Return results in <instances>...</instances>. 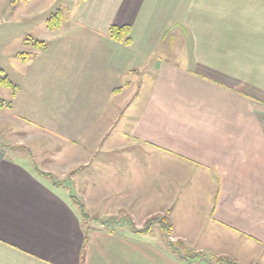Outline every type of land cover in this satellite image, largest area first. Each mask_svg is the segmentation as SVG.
I'll list each match as a JSON object with an SVG mask.
<instances>
[{"label":"crops","instance_id":"0c3cea01","mask_svg":"<svg viewBox=\"0 0 264 264\" xmlns=\"http://www.w3.org/2000/svg\"><path fill=\"white\" fill-rule=\"evenodd\" d=\"M68 2L58 30L88 33L69 53L87 73L94 98L84 108L91 125L103 128L108 150L80 158L79 134L41 136V126L54 132L46 122L4 113L29 124L0 141V264H211L179 257L162 230H132L131 219L141 228L156 207L170 209L171 239L190 250L264 264V0ZM124 24L129 44L109 35ZM59 46L57 57L65 53ZM70 101L79 108L77 97ZM115 146L117 167L96 163ZM80 185L130 201L114 206L108 195L102 204L87 202L104 220L84 229L73 197ZM183 191L198 199L175 217Z\"/></svg>","mask_w":264,"mask_h":264},{"label":"rangeland","instance_id":"374dc122","mask_svg":"<svg viewBox=\"0 0 264 264\" xmlns=\"http://www.w3.org/2000/svg\"><path fill=\"white\" fill-rule=\"evenodd\" d=\"M68 1L70 2L71 0H32L28 2L19 1L18 3H13V0H0V68L3 69L5 74L8 75L18 86V91L15 94L11 88L0 86V99L5 100L6 103L11 102L12 109L15 108L14 111H11L9 110L10 108L6 107L0 112V141L4 143L9 142V134H11L12 129L14 130L12 132L20 130L21 133L24 130L22 125L25 126L26 124L19 125L18 123H13V121H8L10 119L9 117H3L4 113H6L14 118V116H17L14 115L17 112L23 116H19V119L26 118L31 124H36L34 123V119L41 123L46 122L55 132H52L48 127L41 128L42 126H39L40 133H36L38 135L47 137L54 134L61 135V133L64 135L65 132L79 134L80 158L88 157L91 152L99 153L96 156L99 157L102 152L108 150L103 138V128L99 129L96 125H91L92 119L90 118V115L92 112L84 108L87 105H90V103L87 102L90 97L94 98V95L90 94L89 96L88 94V79H85L87 78V73H82L80 69H78V57L75 59V57L71 56V53H69L73 52V50L76 51L77 48H79L80 43L78 40L88 38V33H82V31L80 32L79 29H76L63 35L58 30L62 27L63 23L60 28L53 31L47 28L48 18L56 11L61 9L64 10ZM35 39L44 40L46 43L45 48L41 49L36 47L32 43ZM76 42H78V44ZM58 44H64V46H59V49L61 48L65 53L63 56L57 57L55 56V53ZM74 45L76 47H74ZM20 53H23L24 55H19ZM24 57L26 58L25 60L23 59ZM71 96L79 99L78 109L75 107L72 108L70 101ZM97 98L98 96L96 95L95 99ZM99 117L101 121L104 117L103 112H98V117L94 116L96 123L99 122ZM28 124L26 125L27 127ZM29 126H31V129L34 128L32 125ZM2 129L4 130L2 131ZM117 129L118 128H113L112 136H116ZM53 145L59 144L56 143ZM48 149L52 150L51 145ZM87 151H89V153ZM110 151V159H104L101 156L100 158L102 159L98 158L99 160H96V163H101L102 161L107 160L111 162L113 168L115 166L117 167L119 163L117 158L118 147L115 146L110 149ZM108 152L109 151H107V153ZM87 160H90V158L80 159L81 162ZM86 174L87 167L84 166L80 176L85 177ZM66 176H68V174L63 175V181L67 180L68 177ZM82 187L83 186L80 185V190L79 192L77 191L76 194H78L77 199L83 203L86 212L87 218H84V229L90 225H102V222L96 223V219L100 221L104 220L92 216V210L89 209L90 212L86 209L87 202L89 205L90 203H93V206H96L98 202L99 204H102V199L108 195L112 196L109 200L114 206H121V204L124 205L130 201V198L119 196L117 192H86L81 190ZM143 192V200L145 201L149 198L146 196L148 190H144ZM94 193L97 194V196L95 195V199L91 200L87 198V195L90 196ZM116 193L118 196H116ZM169 193L171 192L169 191ZM202 193H200V195L204 197V192ZM158 198L163 202L164 196L162 197V200L160 195ZM197 199L196 192L183 191L182 195L179 196L178 201L174 203L172 208L173 216L177 217L178 215H181L183 207L185 208L184 204ZM155 209L158 212L154 210L155 213H153V215L162 214L170 217V209L167 210L165 207L164 209H161L160 207V210H157V207ZM115 210L117 209L115 208ZM147 210L152 211L153 209L148 208ZM95 212L94 214H97V211ZM121 216L124 217V214L122 213L109 217L114 219L119 218L120 220ZM94 218H96L95 221H92ZM141 218L143 219L142 216L139 217V219ZM109 224L107 223V225ZM112 226H114V224H112ZM154 227L155 231H161L157 224L154 225ZM159 237L165 241L162 235ZM178 248L182 250L184 249L181 246Z\"/></svg>","mask_w":264,"mask_h":264},{"label":"trees","instance_id":"16d2710c","mask_svg":"<svg viewBox=\"0 0 264 264\" xmlns=\"http://www.w3.org/2000/svg\"><path fill=\"white\" fill-rule=\"evenodd\" d=\"M19 1H32V0H13V3H18ZM63 23V14L61 10L56 11L53 13L47 20V28L51 31L56 30L61 27ZM109 35L111 38L119 41H124L127 44L131 43V27L128 24L124 25H112L109 29ZM32 43L38 47V48H45V41L35 39L32 41ZM23 53H20L19 55H22ZM24 55V54H23ZM26 59L25 57L23 58ZM0 86L11 88L14 91V94L18 91V86L10 79L8 75L5 74L4 70L0 68ZM12 108V103L8 102L6 103L5 100L0 99V111H2L4 108ZM60 183V182H56ZM76 200V202L79 205L81 215L83 218L86 217V212L84 210V205L82 202H80L75 196H73ZM96 219V218H94ZM158 225L160 229L163 232L164 239L169 246L171 250H173L179 257L186 259L187 261L192 259H201L204 261H207L211 264H217V263H226V264H238L236 261L231 260L228 257H219L214 255H206L204 253L200 252H194L193 250H190L182 240H176L174 241L171 239L173 236V222L167 215L162 214H156L150 216L143 227L138 228L134 221L131 219L130 226L133 231L137 233H149L152 232L154 225ZM179 246L184 248V251Z\"/></svg>","mask_w":264,"mask_h":264}]
</instances>
